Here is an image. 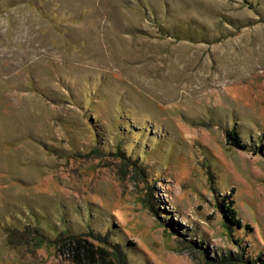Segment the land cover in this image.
Segmentation results:
<instances>
[{
    "label": "rangeland",
    "instance_id": "374dc122",
    "mask_svg": "<svg viewBox=\"0 0 264 264\" xmlns=\"http://www.w3.org/2000/svg\"><path fill=\"white\" fill-rule=\"evenodd\" d=\"M0 264H264V0H0Z\"/></svg>",
    "mask_w": 264,
    "mask_h": 264
},
{
    "label": "trees",
    "instance_id": "16d2710c",
    "mask_svg": "<svg viewBox=\"0 0 264 264\" xmlns=\"http://www.w3.org/2000/svg\"><path fill=\"white\" fill-rule=\"evenodd\" d=\"M225 143L227 146L234 148L236 150L245 151L247 149V145L242 142L241 138L235 131H227L225 133ZM221 206L226 211V214L224 213L226 217L225 220L228 221L229 223H234L239 225V221L235 217V211L232 208V201L225 200L223 201V204ZM224 210L223 212H225Z\"/></svg>",
    "mask_w": 264,
    "mask_h": 264
}]
</instances>
